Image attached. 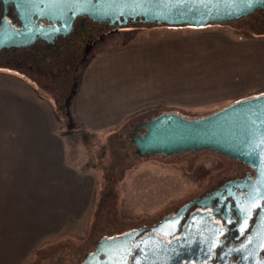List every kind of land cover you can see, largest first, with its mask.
Masks as SVG:
<instances>
[{"label":"rangeland","instance_id":"374dc122","mask_svg":"<svg viewBox=\"0 0 264 264\" xmlns=\"http://www.w3.org/2000/svg\"><path fill=\"white\" fill-rule=\"evenodd\" d=\"M59 46L64 51H50V60L27 49L0 54V84L46 102L56 130L72 132L64 139L67 163L91 175L95 188L86 212L44 239L25 264H79L103 237L152 223L240 173L236 161L210 150L141 157L133 137L162 113L199 118L264 94L260 12L205 28L105 26L89 47L75 36ZM65 181L67 190L74 179Z\"/></svg>","mask_w":264,"mask_h":264},{"label":"water","instance_id":"95a60500","mask_svg":"<svg viewBox=\"0 0 264 264\" xmlns=\"http://www.w3.org/2000/svg\"><path fill=\"white\" fill-rule=\"evenodd\" d=\"M4 6L14 5L21 22L18 29L4 18L0 25V54L6 49H20L34 45L39 40L48 43L72 32L74 21L89 17L95 22L111 26H127L132 23L189 26L205 28L211 24L234 22L259 10H264V0H2ZM40 21L51 23L50 26ZM144 130V132H141ZM133 143L141 157L148 155L170 156L184 152L210 150L247 164L256 172L249 198L260 205L264 202V94L236 101L199 118H188L176 112L162 113L143 122L133 137ZM194 204L184 206L175 216L166 217L153 231L163 227H177L183 214ZM192 217L187 222L191 231L196 228ZM148 230L142 228L121 236L103 237L97 249L81 264H129L138 251L136 262L142 259L175 258L182 245L152 243L136 240ZM194 242V240H193ZM247 255L259 256L264 251V205L250 238L246 242ZM245 245L243 247H245ZM258 247H254V246ZM239 254H244V248ZM241 254V255H243ZM245 254V255H246ZM258 259L256 264H264ZM166 261V260H165Z\"/></svg>","mask_w":264,"mask_h":264},{"label":"crops","instance_id":"0c3cea01","mask_svg":"<svg viewBox=\"0 0 264 264\" xmlns=\"http://www.w3.org/2000/svg\"><path fill=\"white\" fill-rule=\"evenodd\" d=\"M45 103L33 92L0 84V264H25L44 239L83 215L93 198L94 178L67 163L64 139L72 132L56 130Z\"/></svg>","mask_w":264,"mask_h":264},{"label":"flooded vegetation","instance_id":"af4514ba","mask_svg":"<svg viewBox=\"0 0 264 264\" xmlns=\"http://www.w3.org/2000/svg\"><path fill=\"white\" fill-rule=\"evenodd\" d=\"M257 12L264 15V10ZM4 18L8 19L12 26L18 29L21 28V22L17 17L14 5L10 4L5 7L3 1L0 0V25ZM39 23L45 26L52 25L46 21H40ZM105 26L117 27V25L111 26L108 23L95 22L89 17H80L74 21L72 32L69 35H60L53 43L39 40L30 47L4 49L1 55L27 49L40 61L43 59L50 60L51 57L48 55L50 51L56 50V48L64 51V48L59 46L61 41H68L75 36L79 39L81 47H89L93 43L98 30ZM71 43L74 44L76 41L73 40ZM38 45H42L40 50L35 49V46ZM30 67L33 68V66ZM141 132H144V130H141ZM231 160L237 162L240 173L219 179L202 194L187 200L173 212L166 213L156 221L128 230L117 236L133 230L147 228L148 230L137 236V241L144 240L155 244L179 242L182 245L177 249L173 259L167 257L162 259L164 261L142 259V264H256L258 259L264 261V251L260 252L258 258L253 257L246 254L250 247L248 248L245 245L254 231L261 208L264 205V202L257 205L249 198L251 185L256 180V172L243 162L235 159ZM196 200L200 201L201 204H194L189 208L183 214V218L177 227L171 224L163 227L161 232L152 230L164 218L175 216L184 206ZM192 217L197 222L196 229L193 231L187 227V222ZM244 245L245 247H243ZM242 247L245 249L244 254L241 253L243 255L239 254L242 251L239 248ZM138 251H135V255L130 257L129 264H138L136 262Z\"/></svg>","mask_w":264,"mask_h":264}]
</instances>
